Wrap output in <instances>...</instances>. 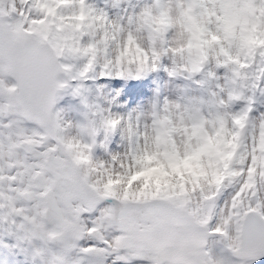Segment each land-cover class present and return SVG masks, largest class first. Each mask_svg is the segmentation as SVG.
I'll use <instances>...</instances> for the list:
<instances>
[{
    "label": "snow or ice",
    "instance_id": "1",
    "mask_svg": "<svg viewBox=\"0 0 264 264\" xmlns=\"http://www.w3.org/2000/svg\"><path fill=\"white\" fill-rule=\"evenodd\" d=\"M109 19L94 0H0V226L40 264H248L264 256V111L256 106L264 62L253 64L259 79L247 114L260 120V134L238 139L210 178L138 196L73 162L69 137L93 160L96 147L110 152L111 111L83 101L85 121L74 125L52 111L54 96L97 66L101 76L126 75L88 67Z\"/></svg>",
    "mask_w": 264,
    "mask_h": 264
},
{
    "label": "clouds",
    "instance_id": "2",
    "mask_svg": "<svg viewBox=\"0 0 264 264\" xmlns=\"http://www.w3.org/2000/svg\"><path fill=\"white\" fill-rule=\"evenodd\" d=\"M98 39L89 68L99 62L134 78L160 68L179 81L146 108L111 113L106 127L119 131V151L93 160L69 137L73 162L95 169L101 185L139 196L210 178L238 139L260 134L247 114L259 79L253 64L264 62V0H141L127 19L100 22Z\"/></svg>",
    "mask_w": 264,
    "mask_h": 264
},
{
    "label": "rangeland",
    "instance_id": "3",
    "mask_svg": "<svg viewBox=\"0 0 264 264\" xmlns=\"http://www.w3.org/2000/svg\"><path fill=\"white\" fill-rule=\"evenodd\" d=\"M102 1L103 3L100 0V7L104 9L115 10L113 8L121 7V2L118 7H113V0ZM106 76L110 77L109 81L105 83L106 91H102L101 87L104 85V82H101L98 85V92L95 93L93 90V93L91 94L90 99L92 100L95 106L99 105L101 108L109 109L111 113L120 116L127 115L130 111L134 109H141V107L138 106V103L130 104L127 102L125 97L126 91L123 88L126 87V83L129 82L132 76H116L114 73ZM110 81H113V83H109ZM83 101H87V98L82 95L79 96L78 99H75L71 102L58 105L57 109H55L53 112L58 113L65 121L71 122L74 125L77 123L82 124L85 121V113H81L85 106V103ZM256 106L259 107L260 110L264 111V97H257ZM100 139L101 137H97L98 141ZM107 146L108 151L110 152L119 151L121 149L122 141L118 130H116L110 135L107 141ZM94 155L101 158H105L107 156L106 152L100 147H96L94 149ZM251 263L263 264L259 262H248V264Z\"/></svg>",
    "mask_w": 264,
    "mask_h": 264
},
{
    "label": "bare ground",
    "instance_id": "4",
    "mask_svg": "<svg viewBox=\"0 0 264 264\" xmlns=\"http://www.w3.org/2000/svg\"><path fill=\"white\" fill-rule=\"evenodd\" d=\"M172 94H174V92H172L171 95ZM3 253L8 254L13 260H17L18 257L22 256L18 247L11 244L5 235L0 234V254Z\"/></svg>",
    "mask_w": 264,
    "mask_h": 264
}]
</instances>
